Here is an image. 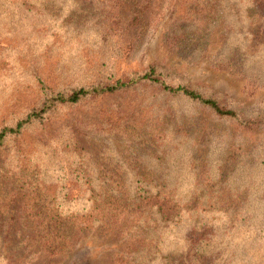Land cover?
Returning a JSON list of instances; mask_svg holds the SVG:
<instances>
[{"label":"rangeland","instance_id":"rangeland-1","mask_svg":"<svg viewBox=\"0 0 264 264\" xmlns=\"http://www.w3.org/2000/svg\"><path fill=\"white\" fill-rule=\"evenodd\" d=\"M151 68L235 116L149 82L54 104L0 146V264H120L158 220L101 231L70 216L137 185L177 205L142 264L197 240L204 264H264V5L0 0V131L53 95Z\"/></svg>","mask_w":264,"mask_h":264},{"label":"trees","instance_id":"trees-1","mask_svg":"<svg viewBox=\"0 0 264 264\" xmlns=\"http://www.w3.org/2000/svg\"><path fill=\"white\" fill-rule=\"evenodd\" d=\"M213 1L214 0H203L204 3H211ZM255 2L259 7L260 5H264V0H255ZM140 82L158 84L161 89L167 93H181L191 100L198 101L201 104L210 107L216 114L220 116H235L233 111L221 107L215 99L204 97L194 89L185 86L172 87L167 85L161 79L160 74L156 72L155 68H151L148 71L136 74L127 80H117L114 84L109 86L100 88L91 87L89 89L80 88L65 95L57 94L49 97L39 109L32 110L26 115L24 119L18 121L15 126L2 129L0 131V146L3 144L4 139L7 136L20 134L25 124H28L33 120H40L43 115L53 107L54 104L76 103L90 95L113 93L118 90L129 88L132 85ZM144 187L149 188L150 186L145 185ZM108 192L110 191L106 190L107 194H105V196L101 199L95 195L91 196L90 209L87 211L86 208L87 213L81 214V211L85 210V208H83L80 211H76L74 215L70 216V220L73 222L72 225L88 229L98 223L99 229L101 231H106L110 227H117V225L122 222H129L134 226H138L141 221H145V223H147L158 220L159 224H156V228L158 229H155L154 231L149 230V233L153 235V238H148L149 243L147 246H145L143 249L139 248L134 251H128L126 252L127 255L122 254L118 261L120 264H128L130 262L142 264L146 260H148V263L152 262L153 259L147 258L144 251L148 250L149 248L152 250L158 249L157 242L153 243V245H150V242L152 243L153 241H156V233L159 231V229H161L162 225L166 223V221H172L174 219L175 215H173L171 212L177 207L176 202L170 199L160 200L158 199V196L155 197V199H152V197L150 198L148 196H143V193L147 194L149 191L144 190L139 185L135 186L132 194L127 190H123L119 192L118 196L113 197L112 195L108 194ZM165 211H169L167 217L165 215ZM58 219L60 223H62L63 217L60 216ZM66 237L67 236L61 234L60 238L62 239L63 243L67 242ZM63 247L64 244L60 245L59 249ZM147 253L150 254L149 250ZM211 253V248L208 247L207 250V245H202V243L199 244V240L191 241V244L187 246L186 250H177L175 255L171 256L170 259L168 258L165 264H175V260L179 261L177 264H204V260H206L208 257L211 258ZM131 254H133V256ZM215 260L216 261L214 262L216 263L225 264L222 259Z\"/></svg>","mask_w":264,"mask_h":264}]
</instances>
